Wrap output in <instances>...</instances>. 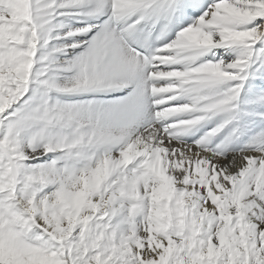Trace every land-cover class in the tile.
Instances as JSON below:
<instances>
[{
    "label": "snow or ice",
    "instance_id": "6c2138e0",
    "mask_svg": "<svg viewBox=\"0 0 264 264\" xmlns=\"http://www.w3.org/2000/svg\"><path fill=\"white\" fill-rule=\"evenodd\" d=\"M0 264H264V0H0Z\"/></svg>",
    "mask_w": 264,
    "mask_h": 264
}]
</instances>
